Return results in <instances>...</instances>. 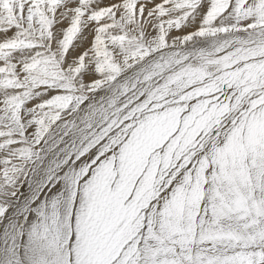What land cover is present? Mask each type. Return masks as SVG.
<instances>
[{"label": "snow or ice", "instance_id": "1", "mask_svg": "<svg viewBox=\"0 0 264 264\" xmlns=\"http://www.w3.org/2000/svg\"><path fill=\"white\" fill-rule=\"evenodd\" d=\"M0 264H264V0H0Z\"/></svg>", "mask_w": 264, "mask_h": 264}]
</instances>
